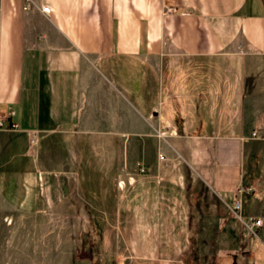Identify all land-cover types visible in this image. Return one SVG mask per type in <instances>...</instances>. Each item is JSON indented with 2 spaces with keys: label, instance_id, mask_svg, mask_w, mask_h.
<instances>
[{
  "label": "crops",
  "instance_id": "crops-1",
  "mask_svg": "<svg viewBox=\"0 0 264 264\" xmlns=\"http://www.w3.org/2000/svg\"><path fill=\"white\" fill-rule=\"evenodd\" d=\"M0 115L12 207L75 215L97 176L122 222L173 205L186 248L246 193L264 257V0H0Z\"/></svg>",
  "mask_w": 264,
  "mask_h": 264
},
{
  "label": "rangeland",
  "instance_id": "rangeland-1",
  "mask_svg": "<svg viewBox=\"0 0 264 264\" xmlns=\"http://www.w3.org/2000/svg\"><path fill=\"white\" fill-rule=\"evenodd\" d=\"M204 178L210 186H215L210 176ZM243 178L235 172L234 184L236 179L243 182ZM92 179L96 182L93 191L78 192L80 198L88 202L80 206L75 215L65 216L58 208L45 206L51 202L50 191L40 195L44 206L29 208L12 207L0 193V264H87L85 260L73 263L72 254H89L94 261L104 264H264V257L258 253L262 242L258 229H250L245 224L246 193L240 198V191L235 190V197L243 204L239 209L240 217L231 211L228 223L218 231V224H209L211 218H207L197 238L189 241L185 248L184 233L190 230V225L176 222L179 218L173 205L163 202L159 223H123L118 208L123 191H106L107 186L98 185L99 177ZM128 179L124 183L118 178L116 187L124 188ZM240 187L244 188L241 184ZM232 200L230 198L229 202ZM166 219L171 221L166 223ZM151 228L154 229L152 235ZM136 230L148 240L146 244L135 241ZM82 237L92 239L91 245L80 246ZM134 241L142 247L140 251ZM247 248L250 251L242 255Z\"/></svg>",
  "mask_w": 264,
  "mask_h": 264
},
{
  "label": "built area",
  "instance_id": "built-area-1",
  "mask_svg": "<svg viewBox=\"0 0 264 264\" xmlns=\"http://www.w3.org/2000/svg\"><path fill=\"white\" fill-rule=\"evenodd\" d=\"M41 10L44 11V12H49L50 7H49L48 4H42L41 5ZM16 126H17V123L16 122H9V123H7L4 120V118L0 115V128H2V127L15 128ZM253 133L255 134V132H253ZM141 169H143V168L141 167ZM239 190L242 191L243 189L240 187ZM240 206H241L240 199H236L233 202V205L231 207L232 211L235 212L236 214H238V216H239ZM261 223H262V219L260 217H255V218H251L250 217L248 220H245L246 226L249 227L250 229H252V226L253 225H260Z\"/></svg>",
  "mask_w": 264,
  "mask_h": 264
},
{
  "label": "trees",
  "instance_id": "trees-1",
  "mask_svg": "<svg viewBox=\"0 0 264 264\" xmlns=\"http://www.w3.org/2000/svg\"><path fill=\"white\" fill-rule=\"evenodd\" d=\"M90 240H92V239H90V238H85V237H82L81 238V241H80V246H82V245H85V244H90L91 245V241ZM89 241V242H88ZM78 256H82V257H84V258H77ZM78 260L79 261H87V264H104V263H99L98 261H94V259H92V256H90L89 254L87 255V254H84V255H79V254H72V256H71V261L73 262V263H75V262H78ZM109 263H112V260H110L109 261Z\"/></svg>",
  "mask_w": 264,
  "mask_h": 264
},
{
  "label": "water",
  "instance_id": "water-1",
  "mask_svg": "<svg viewBox=\"0 0 264 264\" xmlns=\"http://www.w3.org/2000/svg\"><path fill=\"white\" fill-rule=\"evenodd\" d=\"M242 253H244V254H245V253H246V251H243Z\"/></svg>",
  "mask_w": 264,
  "mask_h": 264
}]
</instances>
